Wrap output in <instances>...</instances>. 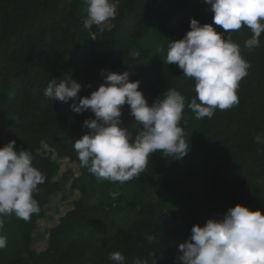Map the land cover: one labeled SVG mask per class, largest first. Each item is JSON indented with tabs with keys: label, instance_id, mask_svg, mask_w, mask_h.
Returning <instances> with one entry per match:
<instances>
[{
	"label": "trees",
	"instance_id": "1",
	"mask_svg": "<svg viewBox=\"0 0 264 264\" xmlns=\"http://www.w3.org/2000/svg\"><path fill=\"white\" fill-rule=\"evenodd\" d=\"M83 2L0 0V148L15 140L17 150H28L47 178L34 194L39 215L30 222L15 215L3 218L0 234L8 242L0 250V264H113L109 257L117 251L126 264L135 257L151 264L153 253L156 264H180L179 245L190 238L194 225L222 219L236 205L264 215V33L252 51L244 48L250 29L231 33L251 65L240 81L239 104L217 109L211 119H196L186 107L181 127L190 144L187 156L174 160L154 153L139 178L113 183L81 168L74 149L88 132L83 122L94 114H78L71 101L46 98L48 83L71 76L82 85L78 96L88 97L103 83L102 72L130 71V82L140 81L150 105L167 88L190 102L196 96L194 80L167 64L160 43L183 39L193 18L218 33L224 30L213 23L204 0H113L117 15L112 25L85 29L87 17L77 14ZM133 51L139 56L132 57ZM155 58L162 61L160 79L151 69ZM120 119L135 137L140 126L129 106H123ZM43 145L87 172L101 191L96 198L80 187V198L50 229L46 248L36 252L32 232L51 196L62 189L54 181L58 164L39 153ZM113 192L119 195L113 198Z\"/></svg>",
	"mask_w": 264,
	"mask_h": 264
},
{
	"label": "clouds",
	"instance_id": "2",
	"mask_svg": "<svg viewBox=\"0 0 264 264\" xmlns=\"http://www.w3.org/2000/svg\"><path fill=\"white\" fill-rule=\"evenodd\" d=\"M87 18L84 28L101 27L116 19L117 4L113 0H84ZM210 6L213 23L222 27L218 33L211 24L190 21V31L183 39L171 41L167 47V64H175L183 76L194 80L196 96L190 100L175 88L167 90L150 105L139 90L140 81L130 82V71L122 74L102 72L103 83L88 97H79L82 85L71 76L52 79L44 96L68 104L75 113L90 110L94 119H86L88 129L74 143L81 168L98 180L124 184L139 178L152 154L182 159L190 151L189 140L181 127L185 108L196 119H211L216 110H228L239 104L240 81L248 75L250 63L243 57L231 33L250 29L252 35L244 48L252 51L260 46L264 33V0H204ZM227 34V35H225ZM139 56V51L130 53ZM90 87V86H89ZM199 101V102H198ZM140 126L133 137L121 127L123 106ZM186 123V121H185ZM46 176L33 164L27 150H17L15 140L0 148V229L4 217L15 215L25 222L39 215L41 209L34 194ZM116 198L119 193H111ZM154 240V236L148 238ZM7 237L0 234V250L7 247ZM180 264H264V215L236 205L222 219H208L203 227L194 225L191 236L179 245ZM153 253L151 264H156ZM113 264H126L125 257L113 252ZM133 264H149L148 259L135 257Z\"/></svg>",
	"mask_w": 264,
	"mask_h": 264
},
{
	"label": "rangeland",
	"instance_id": "3",
	"mask_svg": "<svg viewBox=\"0 0 264 264\" xmlns=\"http://www.w3.org/2000/svg\"><path fill=\"white\" fill-rule=\"evenodd\" d=\"M87 5L83 2L78 8V16L87 17ZM112 25V20H109L101 27L109 28ZM162 49L167 50L166 42L160 43ZM152 72L154 75L161 78L160 71L162 69V61L155 58L152 63ZM43 156L49 157L59 166L58 173L54 181L61 185L60 192L53 194L45 206L44 217L36 223L32 232L31 248L36 252L43 251L47 246L48 233L68 211L73 208L74 203L80 198L79 188L86 186L88 192H94L95 197L100 196V183L93 182L87 172L75 165L72 161L66 158H58L57 153L49 147L43 145L39 151ZM5 228V225L3 229Z\"/></svg>",
	"mask_w": 264,
	"mask_h": 264
}]
</instances>
